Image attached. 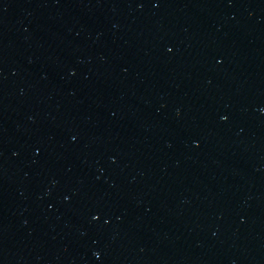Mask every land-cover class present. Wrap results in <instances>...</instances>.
I'll list each match as a JSON object with an SVG mask.
<instances>
[{
	"label": "water",
	"instance_id": "water-1",
	"mask_svg": "<svg viewBox=\"0 0 264 264\" xmlns=\"http://www.w3.org/2000/svg\"><path fill=\"white\" fill-rule=\"evenodd\" d=\"M0 264H264V0H0Z\"/></svg>",
	"mask_w": 264,
	"mask_h": 264
}]
</instances>
